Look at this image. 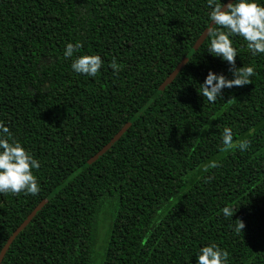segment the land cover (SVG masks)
<instances>
[{
    "label": "trees",
    "instance_id": "1",
    "mask_svg": "<svg viewBox=\"0 0 264 264\" xmlns=\"http://www.w3.org/2000/svg\"><path fill=\"white\" fill-rule=\"evenodd\" d=\"M208 11L207 0H0V120L40 162L38 194H0V249L41 205L1 264H196L212 243L227 264H264V54L232 38L251 83L203 98L209 70L233 78L210 37L193 49ZM84 54L103 60L95 77L71 69Z\"/></svg>",
    "mask_w": 264,
    "mask_h": 264
},
{
    "label": "clouds",
    "instance_id": "2",
    "mask_svg": "<svg viewBox=\"0 0 264 264\" xmlns=\"http://www.w3.org/2000/svg\"><path fill=\"white\" fill-rule=\"evenodd\" d=\"M209 9L207 15L206 36L210 37L207 52L213 57H219L229 65L232 79L223 74L209 70L203 83H200L199 94L210 103L222 97V89L233 86H242L251 83L250 77L254 75L252 66L236 67L235 57L237 49L233 46L234 37L239 36L246 42V47L253 56L264 54V3L259 0H230L225 5L222 0H207ZM223 8V10H222ZM205 32L202 34L204 35ZM82 44L67 43L63 56L69 58L74 52L79 51ZM103 60L96 54L79 55L72 60L71 69L78 74L95 77L101 69ZM113 69L116 65L113 64ZM221 142L225 148L233 147V130L224 127L221 133ZM249 146L247 140L236 144L240 151ZM215 166L203 165V170ZM40 168V162L25 149L20 141L12 137L5 122L0 120V194H18L35 196L40 192V185L33 170ZM224 217L233 216L235 209L224 206L220 210ZM240 221V220H239ZM244 228L242 221L235 226L239 232ZM196 264H227L228 253L215 243L201 246Z\"/></svg>",
    "mask_w": 264,
    "mask_h": 264
},
{
    "label": "water",
    "instance_id": "3",
    "mask_svg": "<svg viewBox=\"0 0 264 264\" xmlns=\"http://www.w3.org/2000/svg\"><path fill=\"white\" fill-rule=\"evenodd\" d=\"M230 2V0H226L223 5L226 6V4ZM223 10V8H222ZM207 27V26H206ZM206 27L203 29V31L201 32V34L197 37V39L195 40L194 44H193V49L197 50L198 47L203 43V41L206 39ZM205 32L204 35H202ZM188 58L184 57L181 59V61L176 65V67L171 71V73L163 80V82L160 85V89H164V87L166 85H168L174 78L175 76L178 74V72L182 69V67L185 65V63L187 62ZM130 126L129 122H126L112 137L111 139L99 150L97 151L90 159L89 162H93L95 161L99 156H101L102 154H104L110 147L111 144L114 143L115 141H117L122 135L123 133L128 129V127ZM41 208V205L36 206L27 216L26 218L16 227V229L11 233V235H9V237L7 238V240L5 241V243L3 244V246L0 249V264L8 250V248L10 247L11 243L13 242V240L15 239V237L21 232V230L23 228H25L30 221L32 220V218L34 217V215L36 214V212Z\"/></svg>",
    "mask_w": 264,
    "mask_h": 264
},
{
    "label": "rangeland",
    "instance_id": "4",
    "mask_svg": "<svg viewBox=\"0 0 264 264\" xmlns=\"http://www.w3.org/2000/svg\"><path fill=\"white\" fill-rule=\"evenodd\" d=\"M104 225H106V220H103V222L101 223L100 229H99V242H98L97 249H96L97 252L100 251V245L102 244V239H103V235L105 232Z\"/></svg>",
    "mask_w": 264,
    "mask_h": 264
}]
</instances>
